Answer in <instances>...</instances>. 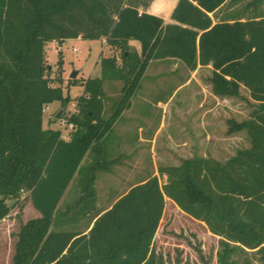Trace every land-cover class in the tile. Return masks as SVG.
<instances>
[{"label":"trees","instance_id":"1","mask_svg":"<svg viewBox=\"0 0 264 264\" xmlns=\"http://www.w3.org/2000/svg\"><path fill=\"white\" fill-rule=\"evenodd\" d=\"M239 1L178 0L173 22H166L146 11L150 0H0V221L23 192L40 212L21 225L12 264H169L154 247L167 198L220 237L217 264H238L235 256L248 251L258 262L245 258V264H264V15L228 12ZM263 1L250 0L244 10ZM222 7L227 12L215 21ZM79 36L105 38L114 51L100 55V76L83 79L66 140L60 129L43 125L47 104L72 100L64 95L62 71L58 85L47 75L45 45ZM171 58L191 70L211 65L216 96L240 98L248 91L256 104L249 118L230 119L228 131H245L250 146L225 161L194 155L160 166L164 183L155 175L133 186L108 210L92 214L87 230L52 229L71 209L79 211L69 225L88 214L97 172L118 161L104 159V136L131 107L149 63ZM113 80L123 81L121 97L106 118L104 84ZM88 152L85 192L60 207Z\"/></svg>","mask_w":264,"mask_h":264},{"label":"rangeland","instance_id":"2","mask_svg":"<svg viewBox=\"0 0 264 264\" xmlns=\"http://www.w3.org/2000/svg\"><path fill=\"white\" fill-rule=\"evenodd\" d=\"M153 1L150 0V3ZM249 1L240 0L228 12H243L246 17L252 14L264 15V1L254 11L244 10ZM225 12H227L225 7H222L215 20L218 21L225 16ZM135 42L140 45L138 40ZM101 54H113V51L104 44L103 39L74 37L63 40L59 46L55 42L46 45L47 62L52 66L47 75L53 85H58V77L61 76L62 71L64 95H69L72 99L65 106L63 116L74 110L75 98L84 91L83 79L100 76ZM61 57L62 63H59ZM150 66L141 81V87L132 98L130 109L115 122V126L108 132L103 143L106 147L105 160L118 159L121 156L118 160L121 162L126 156L127 160L133 161L131 166L128 165L133 172H127L128 176L125 175L122 170L124 167L118 166L117 163L111 166L112 174L98 171L94 184L95 200H87L90 204L88 214H79V218L69 225L66 220L73 212L79 211V208L71 209L68 215H61L54 220L52 229L64 230L70 227L85 230L94 213L108 207L117 196L141 178L151 175L156 159L158 168L180 163L183 159L194 155L225 161L238 149L250 146L245 131L236 133L228 131L230 119L242 121L249 118L256 104L250 99L246 89H242L240 98L219 97L212 92L211 67L201 66L196 70H189L175 59ZM75 69L80 70L76 77L78 81L70 83L71 72ZM158 72H161V75H158ZM108 82L111 81L105 82L108 93L105 97L104 109L106 118L119 102L123 84V81L119 80L120 87L111 85L110 93ZM159 101L161 105L158 104ZM61 106L59 101L52 104V110L56 111L49 118V125L59 121V117L56 118L55 114ZM139 125L144 126V134L150 138L153 137L156 129L161 127L156 146L148 143L147 149L141 150L135 145ZM116 138H121L120 143L114 142ZM153 149L155 152L152 154ZM92 161L93 154L88 152L71 182L69 189L71 194L65 193V199L61 201L60 207L63 202L74 203L85 192L84 187ZM158 176L161 183H164L163 175L159 173ZM7 201L10 204L15 202L13 199ZM39 216L40 212L33 206L29 193L23 192L19 203L0 222V264H12L21 225ZM219 238L204 222L192 218L171 200H167L155 235L154 247L169 264H217ZM235 258L238 264H245V258L258 262L256 255L251 251L242 252Z\"/></svg>","mask_w":264,"mask_h":264},{"label":"crops","instance_id":"3","mask_svg":"<svg viewBox=\"0 0 264 264\" xmlns=\"http://www.w3.org/2000/svg\"><path fill=\"white\" fill-rule=\"evenodd\" d=\"M156 1H158V9H159V11L158 12H155V10H154V8H155V2ZM177 1L178 0H154L152 3H150L149 4V6L146 8V11L147 12H149V13H154V14H157V15H159V16H162L164 19H165V21L166 22H173V20H172V18H171V13H172V10L174 9V7H175V5H176V3H177ZM211 15H212V13H211ZM216 21V20H215ZM80 37V36H79ZM78 37V38H79ZM103 40H104V44L110 49V51L112 50L108 45H107V42H106V39L105 38H103ZM136 40L135 39H132V40H130V44L134 47V48H136L138 51H140V49H141V46L140 45H138V44H136V42H135ZM49 42H55V44H57L58 46H59V43L60 42H58L57 40H52V41H49ZM49 42H47V44L49 43ZM46 44V45H47ZM46 45H45V50H46ZM112 51H114V50H112ZM111 55V54H110ZM47 59V58H46ZM170 60H174L173 58H171V59H162V60H154V61H151L150 63H149V65H148V67L150 66V67H152L153 65H155V64H157V65H159V64H161L162 62H168V61H170ZM175 60H177V61H180V60H178V59H175ZM181 63H183L182 61H180ZM48 63V62H47ZM184 64V63H183ZM185 65V64H184ZM186 66V65H185ZM148 67H147V69H148ZM187 67V66H186ZM198 67H201V65H199ZM198 67H197V69H198ZM207 67H211V65H209V66H207ZM52 68V66H50L49 65V70ZM188 68V67H187ZM147 69H146V71H145V73L147 72ZM189 69V68H188ZM189 70H191V69H189ZM196 70V69H195ZM79 72H80V70H79ZM100 72H101V70H100ZM145 75V74H144ZM158 75H161V72H158ZM144 77V76H143ZM105 85L106 84H104V90H105V93H106V95L108 94L107 93V90L105 89ZM111 85H116L117 87H120V82H119V80H113V81H111V82H108V84H107V87H108V90H109V92H110V87H111ZM122 86H123V84H122ZM122 86H121V89H122ZM111 93V92H110ZM114 94V93H113ZM56 102V101H55ZM60 102V101H59ZM54 103V102H53ZM53 103H49V104H47L46 106H45V109H44V122H43V125H44V128H48V127H51V128H59V121L57 122V121H55V122H53V123H51V125H49V122H50V120H49V118L50 117H52V114L56 111H53L52 110V104ZM60 104H61V102H60ZM158 104H162L160 101L158 102ZM62 105V104H61ZM68 105V104H67ZM64 106L62 105L61 106V108H60V110L63 108ZM70 109H72V108H70ZM130 108H128V109H126V110H124L123 111V113H125L126 111H128ZM60 110L57 112V114H55L56 115V118H57V115H58V113L60 112ZM122 113V114H123ZM121 114V115H122ZM60 119V118H59ZM113 126H115V124L113 125ZM113 128V127H112ZM160 130H161V127H158L157 129H156V131H155V133H154V135H153V137L152 138H150V137H148V136H146L145 134H144V126L143 125H139L138 126V129H137V132H138V135H137V137H136V139H135V145L138 147V148H140L141 150L142 149H147L146 147H147V144L148 143H151V146H154V144H155V146H156V141H157V138H158V134H159V132H160ZM71 133V132H70ZM70 133H69V135H65V136H63V138L64 139H66V140H69L70 139ZM66 134H68L67 132H66ZM108 134V133H107ZM106 134V135H107ZM106 135L104 136V138H103V143H104V139L106 138ZM117 139V140H116ZM115 140H114V142L115 143H120V141H121V138H116ZM117 145H119V144H117ZM113 147H115L114 145H113ZM104 148H105V150H106V147L104 146ZM139 149V150H140ZM155 152V150L153 149L152 150V154ZM121 158V156L117 159V160H119ZM130 158H132V156H130ZM132 160V159H131ZM156 161V163L154 162V169H153V173L151 174V175H148V176H146V177H143V178H141V180L140 181H138L137 183H135L134 185H132V186H130L126 191H124L122 194H120L119 196H117L113 201H112V203H110V205L108 206V207H106L105 209H101L99 212H104V211H106V210H108L112 205H113V203L116 201V200H118L122 195H124L125 193H127L133 186H135V185H137V184H139V183H143V182H145L146 180H148L150 177H152V176H155V175H159V171H158V166H157V159L155 160ZM131 164H133V161H130V160H127V157L125 156L123 159H122V161L120 162V161H117V165L118 166H122V167H124V168H122V170L124 171V173H125V175H127V172H133L132 171V169L131 168H128V165H130L131 166ZM178 164H180V163H175L174 165H178ZM167 165H169V164H167ZM167 165H164V166H167ZM107 172H109V173H111L112 174V172H113V170H110V171H107ZM128 176V175H127ZM163 177H164V179H165V181H166V179H167V176L166 175H163ZM159 178H160V176H159ZM96 180H97V177H96ZM96 182V181H95ZM161 182V181H160ZM162 184V183H161ZM71 185V184H70ZM70 185H69V187L67 188V190H66V195H68L69 193L71 194V190H69L70 189ZM65 195V194H64ZM64 198V197H63ZM65 199V198H64ZM63 199V200H64ZM167 200H171L170 198H167L166 199V203H167ZM172 201V200H171ZM69 202H71V201H69ZM173 202V201H172ZM174 203V202H173ZM175 204V203H174ZM176 205V204H175ZM165 206H166V204H165ZM177 206V205H176ZM178 207V206H177ZM165 210V209H164ZM5 219V218H4ZM3 219V220H4ZM2 221V220H1ZM0 221V222H1ZM86 230H87V228H86Z\"/></svg>","mask_w":264,"mask_h":264},{"label":"built area","instance_id":"4","mask_svg":"<svg viewBox=\"0 0 264 264\" xmlns=\"http://www.w3.org/2000/svg\"><path fill=\"white\" fill-rule=\"evenodd\" d=\"M76 50V48H74ZM77 111L76 101L74 103V110L70 111L66 116H62L59 119V128L62 132V137L65 135H69L71 131L74 130L75 124L72 121H69V117ZM66 132L68 134H66Z\"/></svg>","mask_w":264,"mask_h":264},{"label":"water","instance_id":"5","mask_svg":"<svg viewBox=\"0 0 264 264\" xmlns=\"http://www.w3.org/2000/svg\"><path fill=\"white\" fill-rule=\"evenodd\" d=\"M78 73H79V70H77V69L73 70V71L71 72L70 78H71V79L76 78L77 75H78ZM65 106H66V105H64V107L60 110V112L58 113L57 117L61 118V117L63 116V114H64V110H65Z\"/></svg>","mask_w":264,"mask_h":264}]
</instances>
